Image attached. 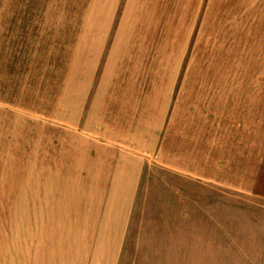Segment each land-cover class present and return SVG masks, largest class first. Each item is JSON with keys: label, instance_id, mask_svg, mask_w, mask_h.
<instances>
[{"label": "rangeland", "instance_id": "374dc122", "mask_svg": "<svg viewBox=\"0 0 264 264\" xmlns=\"http://www.w3.org/2000/svg\"><path fill=\"white\" fill-rule=\"evenodd\" d=\"M74 2L0 0V264L12 261L16 238H32L44 216L62 213L69 194L48 129L58 133L59 82L74 81L65 74L73 38L58 43ZM194 7L171 101L178 148L201 158L188 173L150 159L121 264H264V0Z\"/></svg>", "mask_w": 264, "mask_h": 264}, {"label": "crops", "instance_id": "0c3cea01", "mask_svg": "<svg viewBox=\"0 0 264 264\" xmlns=\"http://www.w3.org/2000/svg\"><path fill=\"white\" fill-rule=\"evenodd\" d=\"M69 7L58 43L73 38L65 74L74 81L59 82L58 133L48 129V138L58 140L54 170L72 183L62 213L44 216L32 238L14 240L10 264H121L150 159L188 173L201 158L178 148L179 107L171 101L194 39V0H75ZM45 73L51 86L52 71Z\"/></svg>", "mask_w": 264, "mask_h": 264}]
</instances>
